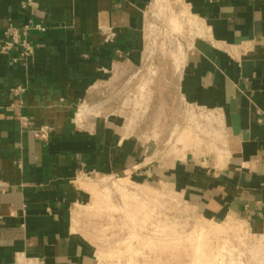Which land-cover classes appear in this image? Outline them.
Listing matches in <instances>:
<instances>
[{
	"label": "crops",
	"instance_id": "crops-1",
	"mask_svg": "<svg viewBox=\"0 0 264 264\" xmlns=\"http://www.w3.org/2000/svg\"><path fill=\"white\" fill-rule=\"evenodd\" d=\"M151 1L0 0V44L9 22L46 27L30 31L27 63L14 62L18 49L0 53V103L13 86L28 89L22 108L0 110V264H97L74 217L91 202L93 174L167 184L202 218L246 223L264 254V0H185L200 28L178 91L207 112L208 137L178 151L141 139L104 99L142 60ZM19 112L55 126L51 140L24 129Z\"/></svg>",
	"mask_w": 264,
	"mask_h": 264
},
{
	"label": "rangeland",
	"instance_id": "rangeland-1",
	"mask_svg": "<svg viewBox=\"0 0 264 264\" xmlns=\"http://www.w3.org/2000/svg\"><path fill=\"white\" fill-rule=\"evenodd\" d=\"M144 17L142 71L126 73L120 88L108 87L106 108H116L124 122L129 118L128 128L133 120L135 134L155 146L201 148L207 112L185 104L178 91L183 56L200 22L183 0H152ZM85 107L79 118L88 113ZM130 180L129 173L85 180L92 198L75 214V227L93 240L97 264L264 263L258 233L243 221L202 218L167 184Z\"/></svg>",
	"mask_w": 264,
	"mask_h": 264
},
{
	"label": "built area",
	"instance_id": "built-area-1",
	"mask_svg": "<svg viewBox=\"0 0 264 264\" xmlns=\"http://www.w3.org/2000/svg\"><path fill=\"white\" fill-rule=\"evenodd\" d=\"M183 2L185 5H187L185 0H183ZM27 5L35 6L34 0H27ZM33 30L45 31L46 27L41 23H36L33 21H30L22 26H18L14 24L13 22H9L6 28V31H5L7 40L3 44H0V53L9 54L12 50L18 49L19 55L14 60V62L23 63V64L27 63L28 59L34 53V46L28 37L30 31H33ZM102 33L104 35V41L106 44L113 43L117 36L115 30L111 27L104 28L102 30ZM117 52L120 57L124 56L121 51L118 50ZM144 53H145V48L143 50V56H144ZM183 59L184 60L182 61V65L180 67V73H181V70L183 69L185 55L183 56ZM142 60H143V57H142ZM137 67L138 66H136V68ZM141 71L142 69L138 67L136 74H139ZM133 78H134V75L131 76L129 81H131V79ZM142 83L143 82H140V84L138 85V88ZM27 90H28L27 87L24 85L13 86L10 89L9 94H8V98L10 101L9 104L3 105L0 103V110L5 108L8 111H15L17 108H22L25 102V96H26ZM139 92H140V88H139ZM18 115H19V122L24 129L31 130L35 134V136L42 141L48 142L51 140V137L55 133V130H56L55 126L51 124H44L39 127H36L32 124L30 118L27 115H25L22 112H19ZM130 181L133 182L132 180Z\"/></svg>",
	"mask_w": 264,
	"mask_h": 264
},
{
	"label": "bare ground",
	"instance_id": "bare-ground-1",
	"mask_svg": "<svg viewBox=\"0 0 264 264\" xmlns=\"http://www.w3.org/2000/svg\"><path fill=\"white\" fill-rule=\"evenodd\" d=\"M88 107V106H87ZM79 109H81V107L79 108ZM85 110H86V108H85ZM89 112V111H88ZM77 117V116H76ZM130 185V184H129ZM74 224V223H73ZM222 229H224V228H222ZM103 253V252H102ZM204 261H206V260H204ZM206 263H207V261H206Z\"/></svg>",
	"mask_w": 264,
	"mask_h": 264
}]
</instances>
